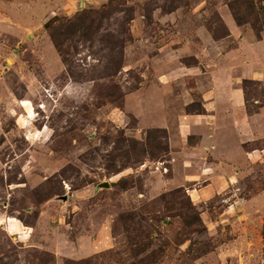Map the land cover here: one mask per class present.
I'll use <instances>...</instances> for the list:
<instances>
[{"label":"rangeland","instance_id":"obj_1","mask_svg":"<svg viewBox=\"0 0 264 264\" xmlns=\"http://www.w3.org/2000/svg\"><path fill=\"white\" fill-rule=\"evenodd\" d=\"M235 1L0 0V264H264V135L229 183L171 154L207 103L264 112V0Z\"/></svg>","mask_w":264,"mask_h":264},{"label":"crops","instance_id":"obj_2","mask_svg":"<svg viewBox=\"0 0 264 264\" xmlns=\"http://www.w3.org/2000/svg\"><path fill=\"white\" fill-rule=\"evenodd\" d=\"M238 102L239 100H230L231 108L229 111H222L220 116L216 110L209 107L211 103L205 104L207 110L205 114L187 113L181 116L178 135L183 142V149L181 151L171 150L172 158L180 159L184 166L189 165L190 162H202V175H207L208 170H215L223 165L222 169H226V171L221 172L222 175H218L223 177L227 183L232 182L236 178L235 167L249 165L250 162H253L252 159L261 156V151H263L262 149L244 150L243 148L238 152V149L233 147L235 141L246 143L257 135H264V112L250 114L257 116L255 121H260L255 124V127L254 121L251 120L253 116L245 112L246 105H240ZM212 117L213 119H211ZM220 126L222 131L218 132ZM235 128L242 132L236 133ZM192 136L194 139L196 137V140L190 143ZM172 147L174 146L172 137H170L169 148ZM174 153H177L178 156L174 157Z\"/></svg>","mask_w":264,"mask_h":264},{"label":"trees","instance_id":"obj_3","mask_svg":"<svg viewBox=\"0 0 264 264\" xmlns=\"http://www.w3.org/2000/svg\"><path fill=\"white\" fill-rule=\"evenodd\" d=\"M244 0H236L235 2L231 3V8H233L234 3H242ZM93 13L94 11H86L82 14L77 16V22L82 23L83 21L90 20V23L93 21ZM85 19V20H83ZM235 19L238 24L243 23L241 18L235 14ZM83 20V21H82ZM51 22H48L46 26L51 25ZM200 113V112H198ZM118 141L121 143L124 142V146L126 145L127 148L125 149L126 156L129 153H132L135 158V162H139L141 159L139 157L143 156V154L149 155L152 159L157 157L167 156L170 152L168 138H167V131L165 129H149L146 133V137L144 141H138L133 138L121 137Z\"/></svg>","mask_w":264,"mask_h":264},{"label":"water","instance_id":"obj_4","mask_svg":"<svg viewBox=\"0 0 264 264\" xmlns=\"http://www.w3.org/2000/svg\"><path fill=\"white\" fill-rule=\"evenodd\" d=\"M101 186H106L107 187L108 186V183L107 182L102 183Z\"/></svg>","mask_w":264,"mask_h":264}]
</instances>
